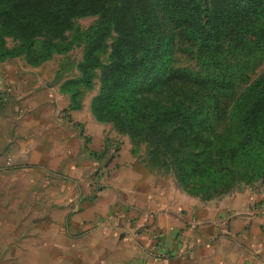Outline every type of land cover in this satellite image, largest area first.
<instances>
[{
	"label": "trees",
	"instance_id": "obj_1",
	"mask_svg": "<svg viewBox=\"0 0 264 264\" xmlns=\"http://www.w3.org/2000/svg\"><path fill=\"white\" fill-rule=\"evenodd\" d=\"M76 44L70 110L97 80L93 117L144 145L148 169L200 202L264 184V0H0V63L36 67ZM182 45L197 71L177 66Z\"/></svg>",
	"mask_w": 264,
	"mask_h": 264
},
{
	"label": "rangeland",
	"instance_id": "obj_2",
	"mask_svg": "<svg viewBox=\"0 0 264 264\" xmlns=\"http://www.w3.org/2000/svg\"><path fill=\"white\" fill-rule=\"evenodd\" d=\"M96 22V17H86L75 20V26L85 31ZM82 51L83 46L76 44L36 67L24 58L0 63V264H23L18 244L24 236L35 249V240L43 239L38 243L45 246L44 238L50 239L57 225L62 232L82 202L94 200L103 189L105 174L109 176V166L121 150L146 167L144 145L134 147L111 124L93 117L90 102L98 90L97 80L93 90L83 92L77 111L70 110L69 96L60 92L63 81L78 75ZM102 60L106 62L107 55ZM176 64L197 71L189 46L180 47ZM263 65L248 75L254 78ZM149 170L171 184L176 195L172 175ZM263 185L243 188L257 191ZM188 200L198 199L188 196Z\"/></svg>",
	"mask_w": 264,
	"mask_h": 264
},
{
	"label": "crops",
	"instance_id": "obj_3",
	"mask_svg": "<svg viewBox=\"0 0 264 264\" xmlns=\"http://www.w3.org/2000/svg\"><path fill=\"white\" fill-rule=\"evenodd\" d=\"M109 170L45 246L19 241L23 264H264V185L189 201L124 150Z\"/></svg>",
	"mask_w": 264,
	"mask_h": 264
},
{
	"label": "built area",
	"instance_id": "obj_4",
	"mask_svg": "<svg viewBox=\"0 0 264 264\" xmlns=\"http://www.w3.org/2000/svg\"><path fill=\"white\" fill-rule=\"evenodd\" d=\"M22 154V153H21Z\"/></svg>",
	"mask_w": 264,
	"mask_h": 264
}]
</instances>
